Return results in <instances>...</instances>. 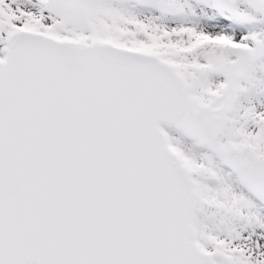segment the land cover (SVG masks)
Masks as SVG:
<instances>
[{"label":"snow or ice","instance_id":"snow-or-ice-1","mask_svg":"<svg viewBox=\"0 0 264 264\" xmlns=\"http://www.w3.org/2000/svg\"><path fill=\"white\" fill-rule=\"evenodd\" d=\"M0 264H264V0H0Z\"/></svg>","mask_w":264,"mask_h":264}]
</instances>
